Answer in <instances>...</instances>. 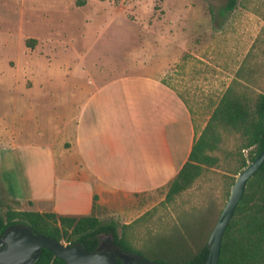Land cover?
Wrapping results in <instances>:
<instances>
[{"label":"rangeland","instance_id":"1","mask_svg":"<svg viewBox=\"0 0 264 264\" xmlns=\"http://www.w3.org/2000/svg\"><path fill=\"white\" fill-rule=\"evenodd\" d=\"M227 2L0 0V141L11 131L26 128L33 79L36 96L46 91L58 97L63 94L59 88L68 92L74 82L137 74L142 65L155 67L187 96L199 127L205 126L213 106L234 80L261 92L264 0H237L231 12L221 14ZM29 39L30 48L25 44ZM47 103L54 105L52 100ZM221 149L218 166L204 172L173 202L164 201L167 188L133 200L120 198L119 206L128 213L106 208L101 222L115 223L120 235L123 224L146 213L128 230V240L143 257L159 261L144 253L154 249L158 239H168L183 223L206 215L212 207L211 225L216 224L239 167L237 137L224 135ZM249 153L244 150L242 156L248 158ZM10 175L11 170L0 169L5 183L10 184ZM1 177L4 217L8 209L23 208L8 197Z\"/></svg>","mask_w":264,"mask_h":264},{"label":"crops","instance_id":"2","mask_svg":"<svg viewBox=\"0 0 264 264\" xmlns=\"http://www.w3.org/2000/svg\"><path fill=\"white\" fill-rule=\"evenodd\" d=\"M142 66L137 74L74 82L58 97L36 96L32 77L26 128L0 141V169L11 170L10 184L0 177L20 210L100 219L106 208L128 213L120 198L168 187L204 125L162 70Z\"/></svg>","mask_w":264,"mask_h":264},{"label":"trees","instance_id":"3","mask_svg":"<svg viewBox=\"0 0 264 264\" xmlns=\"http://www.w3.org/2000/svg\"><path fill=\"white\" fill-rule=\"evenodd\" d=\"M236 4L237 0H228L221 14L231 12ZM31 42L27 40L26 46L30 48ZM263 112L264 87L256 93L234 80L213 106L205 126L193 143L188 160L168 184L164 201L173 202L189 190L204 172L218 166L220 158L217 152L222 150L224 135L237 137L235 153L240 156L237 160L239 167L231 177L232 186L235 176L264 148ZM244 150H250L248 158L242 156ZM96 200L94 197V208ZM214 211L212 207L206 215L186 221L168 239H158L155 248L144 253L158 258L159 261H153L161 264H204L209 253L206 243L215 226L211 225ZM145 215L123 224L119 235L115 223H103L95 214L69 217L8 209L4 217L0 215V236L7 227L24 224L35 233L64 241L67 245L80 244L91 252L100 246L103 236L111 233L118 250L139 254L137 251L140 250L135 249L128 240V230ZM34 264L66 263L42 249ZM217 264H264V165L247 182L243 197L225 231Z\"/></svg>","mask_w":264,"mask_h":264},{"label":"water","instance_id":"4","mask_svg":"<svg viewBox=\"0 0 264 264\" xmlns=\"http://www.w3.org/2000/svg\"><path fill=\"white\" fill-rule=\"evenodd\" d=\"M264 139V112L262 116ZM264 165V148L241 172L238 173L230 189L229 197L212 229L206 243L208 257L204 264H217L225 231L241 201L248 180ZM109 241L102 243L95 251H87L80 244L66 245L45 235L35 233L24 224H16L5 229L0 236V264H34L42 249L66 264H161L133 253L118 250L114 245L113 234L103 236Z\"/></svg>","mask_w":264,"mask_h":264},{"label":"flooded vegetation","instance_id":"5","mask_svg":"<svg viewBox=\"0 0 264 264\" xmlns=\"http://www.w3.org/2000/svg\"><path fill=\"white\" fill-rule=\"evenodd\" d=\"M101 243H102L103 245H105V244L108 243V241H107V242H104V241H103V238H102V239H101Z\"/></svg>","mask_w":264,"mask_h":264}]
</instances>
